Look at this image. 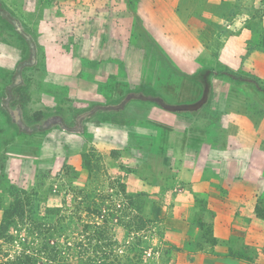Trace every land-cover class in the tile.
<instances>
[{"label": "rangeland", "instance_id": "rangeland-1", "mask_svg": "<svg viewBox=\"0 0 264 264\" xmlns=\"http://www.w3.org/2000/svg\"><path fill=\"white\" fill-rule=\"evenodd\" d=\"M107 46L126 58L114 62L133 82L142 50L168 54L154 81L171 100L207 71L199 111L209 145L223 153L218 211L192 194V157L169 137L170 121L155 122L154 140H136L128 133L136 124L107 114L78 125L79 110L107 104L116 84L128 88L109 74ZM62 47L79 56L74 74ZM6 48L15 55L0 53V264H264L263 101L219 74L226 68L264 88V0H0ZM222 54L241 68L222 64ZM152 78L139 86L151 88ZM235 89L253 101L248 110Z\"/></svg>", "mask_w": 264, "mask_h": 264}, {"label": "crops", "instance_id": "crops-1", "mask_svg": "<svg viewBox=\"0 0 264 264\" xmlns=\"http://www.w3.org/2000/svg\"><path fill=\"white\" fill-rule=\"evenodd\" d=\"M119 25L121 29L125 27V32H126V29H128L127 25H125L124 22H120ZM114 28L115 26H111V25L107 27V38L108 39L109 38L112 39L111 36H115V34L114 35L112 34L113 32H115ZM109 48H111V46H107V60L109 61L107 62V68L112 70L109 74H112V76H114L115 84L118 80L126 81L128 84L127 86L128 88L127 90L122 91L121 85L119 86L116 84V86L118 87L115 86L114 91L117 93H114L112 97L107 98V104H104V103H102L103 105L97 104L85 110H82V109L79 110L80 112L78 111L79 115H78V120H77L78 125L81 126L84 120L92 118L96 115L107 114L110 116H116L117 119L120 120V123L122 125H125L126 123L136 124L135 126H133V129H131V131L128 132V133H132L133 136L136 138V140H139V138H145V137L150 138V139L153 138L154 140V138L156 137L155 135H157L161 131V127L159 123H156L155 125V122H159V121L162 122L163 118L170 121L172 123L171 126H173L171 130H173L174 132H169V135H170L169 137H172L173 135L177 134L175 135L176 138L174 140L179 141L180 147L183 146L185 148L184 149L186 151L185 154H187L188 152L189 155L192 157V160L191 159L189 160L191 167H188L190 168V172H191V173H188L191 179V182L188 183V186L191 188L192 194L195 196L199 195L205 198L206 200L210 201L212 205L216 204V211H218L217 209L221 208L222 205H218L216 203L217 200L215 199L216 197H221V196L219 192L216 191L215 188H217L218 186L217 184H219V181H218L219 176H220L219 173H220V168H222V166H219V165H222L221 163L222 160H220V163H218L216 158L218 157V155H222L223 153L216 148H212L209 145V139H213L211 138L213 136L209 135L208 127L205 121L201 119L200 111H199L201 110L203 100L206 97L207 88H209V84L207 81V75L204 73L200 74V72L202 71L201 70L199 72V75H197L200 77V79L198 80L200 82L198 83L199 85L197 84L191 85V83H189L188 90L185 92H182L181 94L184 96V98L181 97L182 99H180V96H178L177 97L178 99L171 100L169 97L164 96L161 92L158 91V87L156 88V85H155L156 79L154 81V78H155L154 72L156 70V67L158 68V66L160 65L159 63H157V61L159 62L160 60L164 64L167 63L166 65L170 66L169 64L170 59L168 57V54L167 56H160L159 54L153 51L148 52V51L142 50L141 53L136 55V57L134 58L136 61L135 67L139 68V71H137L136 79L133 82L127 76V73H126L127 69L122 68L121 66L116 64V62H114L118 58L121 61L126 60V58L124 59V57H122L120 53L118 52L116 53L113 50H109ZM6 49L8 52L6 50H4V52L0 50V53H2L3 58L7 57L9 54H12V57L15 55L14 53L15 49L14 50H10L8 48ZM60 51H61L60 53H62V54H59L60 57L70 58L71 64L68 67L69 68L68 70H70L69 73L74 74L81 69V66L78 63L79 61L78 55H74L73 53V56L69 57L68 53L64 51L63 47L60 49ZM186 55H187L186 53L185 54L183 53L181 55V59L186 60V57H187ZM188 56L191 57V55L189 54ZM164 57H168V58H164ZM219 61L222 64L227 65L228 68L233 69V70L235 68L237 69V66L238 68H241L240 63L236 62V61H239L238 58H235L233 62L232 58L229 55H226V56H224L223 54L222 56L220 55ZM251 67L252 66L249 65L246 61V65L243 64L242 69L247 72H253L252 71L253 69ZM2 69L4 70V72L6 71L5 68H2ZM150 74H152L153 76H150ZM146 77H148V79L144 80ZM150 77L151 78L153 77L151 79L153 82V86L151 88H142V86L145 85L144 81H146V83H149V81L147 82V80H149ZM140 82H142L141 87L139 86ZM182 87H184V85H182ZM180 91L182 90L180 89ZM231 92L238 93L239 97H242V99L239 101L243 102L244 109L245 108L247 109V106L253 102L251 101V99L245 98L243 93L240 92L239 89L232 90ZM253 92H255L254 95H257V97L259 96L262 99L263 102L262 103L259 102L258 106L260 107L262 106L261 108L264 109V96L261 93H258L256 91H253ZM197 94H200V97H198ZM193 95H197L196 97H194L197 99H194L193 101H191L190 98L193 97ZM147 96H152L154 97L155 100L148 101L146 100ZM158 101H163L165 104L163 102L159 103ZM193 102H196V103H193ZM215 103H217V101H215ZM258 106L255 107V105H253L251 108V111L260 110V107ZM218 107L221 109V106L218 105ZM251 111L250 113H252V116L254 118H256V116H259V115H256L255 112H251ZM145 118H148L150 120H147L145 122L146 120ZM227 120L228 118H226V116L224 115L221 118H219L217 122L219 121V123L223 124ZM239 122H241L240 118L237 119V123ZM56 123L59 124L61 123V121L56 122ZM145 123L149 125L145 126L144 125ZM61 124L62 125L64 124L63 121ZM125 127L126 126H122L121 129H124ZM124 133H125L124 131H120V135H124ZM149 133L151 135H149ZM144 134H146L147 136H145ZM258 134L260 135L259 139H264V131L259 132ZM40 135L42 136V134ZM220 135L221 133L219 134V136ZM214 136H218L217 133ZM39 138L41 137L38 136L37 138H35V140H39ZM178 147L179 146H177L176 148ZM249 153H250V149H249ZM211 154H213L214 157ZM254 154H256V150ZM198 161H199L200 167L198 166ZM175 164L178 165L176 161H175ZM181 169L183 170V168ZM213 171H215V173ZM209 173H213L215 174V176L212 177L211 174ZM198 180H200V182H198ZM248 187L251 189L253 188V191L256 190V185H252L249 183ZM197 189H200V192H201L200 194L195 193L197 192ZM262 189H264V185ZM253 191L249 193V197H248L249 201H251L252 198L255 197L256 192H253ZM259 192L260 193L262 192V190L260 191V187H259ZM229 195H231L229 196V198H233V199L239 198V196L235 193H230ZM256 234L257 233L255 232L253 236L254 235L256 236Z\"/></svg>", "mask_w": 264, "mask_h": 264}, {"label": "trees", "instance_id": "trees-1", "mask_svg": "<svg viewBox=\"0 0 264 264\" xmlns=\"http://www.w3.org/2000/svg\"><path fill=\"white\" fill-rule=\"evenodd\" d=\"M3 17L10 21V17L7 16L3 11ZM30 56H34V49L31 50V53H30ZM207 71L205 70L204 72L201 71L200 74H205ZM219 74L225 76L227 79H229L230 81L232 82H235L236 84H247V85H251L258 93H261L263 96H264V88L259 84V82L256 80V79H253V78H245L237 73H234L228 69L225 68V70ZM146 100L148 101H152V100H155L154 97L152 96H147L146 97ZM159 103L160 102H163V101H158ZM164 103V102H163ZM165 104V103H164Z\"/></svg>", "mask_w": 264, "mask_h": 264}]
</instances>
